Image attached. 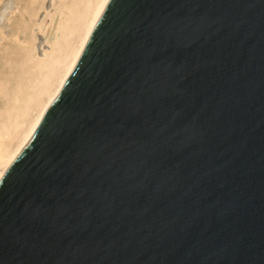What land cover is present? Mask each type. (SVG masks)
Here are the masks:
<instances>
[{"label": "water", "instance_id": "1", "mask_svg": "<svg viewBox=\"0 0 264 264\" xmlns=\"http://www.w3.org/2000/svg\"><path fill=\"white\" fill-rule=\"evenodd\" d=\"M0 264H264V0H108L0 179Z\"/></svg>", "mask_w": 264, "mask_h": 264}, {"label": "bare ground", "instance_id": "2", "mask_svg": "<svg viewBox=\"0 0 264 264\" xmlns=\"http://www.w3.org/2000/svg\"><path fill=\"white\" fill-rule=\"evenodd\" d=\"M107 2L27 0L12 8L9 29L0 25V179L63 89Z\"/></svg>", "mask_w": 264, "mask_h": 264}, {"label": "rangeland", "instance_id": "3", "mask_svg": "<svg viewBox=\"0 0 264 264\" xmlns=\"http://www.w3.org/2000/svg\"><path fill=\"white\" fill-rule=\"evenodd\" d=\"M26 1L27 0H0V25L5 26V29H9L10 28V25H8V17L11 14H14V13H11V10H13L14 7L18 3H21L22 10H23V6L26 3ZM15 14L16 15H15V17H14L13 22H12L11 25L17 27L19 25L20 21H21L20 20L21 19V16H20V12L19 11H17ZM2 52L3 51L0 50V63L4 60L3 59V53Z\"/></svg>", "mask_w": 264, "mask_h": 264}]
</instances>
